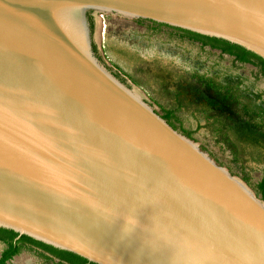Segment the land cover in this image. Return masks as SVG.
<instances>
[{"label":"water","instance_id":"obj_1","mask_svg":"<svg viewBox=\"0 0 264 264\" xmlns=\"http://www.w3.org/2000/svg\"><path fill=\"white\" fill-rule=\"evenodd\" d=\"M89 10L264 58V0H0V227L97 264H264V201L99 61Z\"/></svg>","mask_w":264,"mask_h":264},{"label":"rangeland","instance_id":"obj_2","mask_svg":"<svg viewBox=\"0 0 264 264\" xmlns=\"http://www.w3.org/2000/svg\"><path fill=\"white\" fill-rule=\"evenodd\" d=\"M93 14L90 33L99 61L122 82L130 76L138 79L160 100L168 86L185 88L194 102L179 112L184 128L219 164L248 178L254 190L264 169V129L249 111L253 100L264 109V77L256 68L235 63L218 50L182 42L173 29L142 18ZM3 247L0 242V253ZM5 264L47 263L23 250Z\"/></svg>","mask_w":264,"mask_h":264},{"label":"trees","instance_id":"obj_3","mask_svg":"<svg viewBox=\"0 0 264 264\" xmlns=\"http://www.w3.org/2000/svg\"><path fill=\"white\" fill-rule=\"evenodd\" d=\"M87 16L91 28L92 16L88 13ZM151 22L159 27H169L173 29L175 34L180 33L182 36H186L193 41L200 42L203 46L205 45L212 49L218 50L221 54L229 55L232 57V60L235 63L250 64L256 68L257 74L259 76L264 77V58L256 52L249 50L238 43L231 42L227 39L216 36H209L191 30L169 26L167 24L158 23L155 21ZM92 48L95 51V45H92ZM252 104V109L249 111L256 116L258 120V126L264 129V109L258 104H255L254 100ZM246 110H248L247 106ZM173 124L174 123L170 120V125L174 128H177ZM183 133L191 137L189 131L184 130ZM244 180L248 182V178L245 177ZM253 188L256 194H258L264 201V169L259 180L253 184ZM0 242L4 244V247L0 253V264H5L7 260L11 259L14 255L20 253L23 250L33 252L35 255L43 259V261L47 264H97L95 262L88 261L86 258L76 253L56 248L28 235H19L16 231L9 228L0 227Z\"/></svg>","mask_w":264,"mask_h":264},{"label":"flooded vegetation","instance_id":"obj_4","mask_svg":"<svg viewBox=\"0 0 264 264\" xmlns=\"http://www.w3.org/2000/svg\"><path fill=\"white\" fill-rule=\"evenodd\" d=\"M93 12H94V10H89L87 12L88 14H90L92 16V23H93V16H94ZM145 20L152 23L151 22L152 20L151 21L148 19H145ZM152 25H155V24L152 23ZM175 36L178 40H180L182 42L189 43V44H195L201 48L208 47L205 45L204 46L201 45V43L198 41H193L192 39H190L186 36H182L180 33L175 34ZM92 45H94L93 42H92ZM208 48H210V47H208ZM210 49H212V48H210ZM127 76H129V75H127ZM128 79H129L128 82L124 81V80L123 81L129 86L137 85V88L142 93L143 98L149 104H151L154 107L155 111L157 113H159L163 118H165L169 124H170V120H171L174 123L173 125L175 127H177L176 129H178L182 132L184 130H186L183 126L184 117H182V115L179 112L181 109H183L184 105L186 106L187 104H190L194 101L190 100L189 95H188L187 91L185 90V88H183L181 86H175V87L174 86H168L167 89L165 90V92L167 91V94H166L167 96L164 99L160 100L159 98L152 96V94L149 93V91L146 88H144L142 84L139 83L138 79H135L132 76H130ZM198 103H200V102L198 101ZM186 131H189V130H186ZM190 135H191V132H190Z\"/></svg>","mask_w":264,"mask_h":264}]
</instances>
